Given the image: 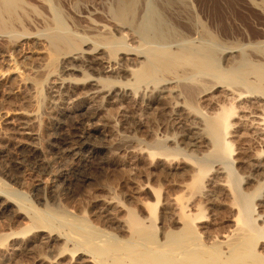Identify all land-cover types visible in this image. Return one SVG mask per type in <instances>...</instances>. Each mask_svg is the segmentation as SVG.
I'll return each instance as SVG.
<instances>
[{"label":"rangeland","instance_id":"obj_1","mask_svg":"<svg viewBox=\"0 0 264 264\" xmlns=\"http://www.w3.org/2000/svg\"><path fill=\"white\" fill-rule=\"evenodd\" d=\"M198 1L197 0L192 1L191 4H189L188 2H186L188 4L182 3L181 5L183 6L184 4L185 10L181 5L173 9L175 10V12L173 10L172 11L170 10L169 14H165V16L167 15L171 16V17L168 16L167 18L165 17L166 20L168 19V21L163 20L165 19L163 18L164 15L159 16L161 19L157 17L158 15L152 16L150 14L151 13L150 9L152 10V8L148 6L149 1L147 3L144 2L145 6L143 4L142 8H140L141 10L143 9L142 12L141 10H139L140 13L137 10L136 12L137 14H135L134 12V14L137 15L136 17H138V21L140 22L136 21L137 18L135 16L134 17L136 19L133 16H131L134 15L132 14V12L136 11L135 8L133 9V7L127 3L126 4L127 7L129 6L128 7L129 9H131L130 7H132L133 11L132 9L128 10L126 5L124 6L125 4L124 2H121L122 6H119L120 4L118 3H120V0H44L40 2L41 5L43 4L42 7L44 11L42 12V8H41V12L44 13V15L47 16L48 19L49 18L50 20L54 19V21L56 20L57 22H59L63 26V28L66 29L67 32L69 33L71 32L70 34L73 33L72 35H74L77 39H80L82 41L83 40L85 41V39L87 41L88 40L91 41V42L85 41L87 43H92V41L93 42L97 41V43L99 42L101 44L104 43V41H107L108 39L112 40L113 38L115 39L120 37L118 33L111 31L112 29L111 26L115 27L116 24L120 23L121 25H123L125 23L126 24V25L124 24L125 27L124 25L121 26L120 24L119 26L118 25L117 26L118 28H121L123 32L127 26L129 30L125 29V31L127 30L126 31L127 35H129V37L132 39L131 44L134 46H136L137 44L140 45L141 42H144L145 45H147L146 43L149 44L150 42L148 41V38L150 39V37L152 36L151 42L155 44L154 46H152V43H150V45L147 46L148 47L152 46L155 48L161 45V48L159 47V49L161 50L163 48L162 49L163 52L166 53L168 51L170 53V50L171 52L175 51L176 48H178V51L177 50L176 51L180 52V50H185L184 48L188 47L186 45H189L188 49L186 48L187 51L189 50L190 47L191 48L199 47V50L201 51L198 52V48L197 50L194 48L192 51L194 54L191 55L190 54L191 51H190L188 54L190 58L188 55L187 56L190 60H192V56H195V54L198 53L197 57L196 56L194 57L197 58L195 60H198L200 58L199 53L201 52L200 55L201 54L204 55L205 58L201 55L200 60H203V62L206 61L204 62L206 64H204L203 66L204 69L206 70H203V67L200 70H198V68L196 69V67H193L188 63H186V65L180 66L181 69L180 68L178 69V67L176 68V70H178L179 72L177 71L174 72L175 70L172 69L174 76H171L173 75L171 70L163 69L164 71L163 70H160L161 72L158 71V75H159L157 76L158 79L156 77L155 81L152 79V82L150 79V82L148 81V83L146 84L155 85V84H160L162 81V83H165L169 86L172 85L175 86V89H177L179 93L182 91L180 93L182 94L180 95L181 97L180 96H179L180 98L177 97L179 101L186 100L185 102H188L189 104L194 103L196 107L197 108L199 107V110L204 112L206 115H210L213 113V111H216V108H214L215 106L212 105L211 103L213 99L215 100L218 98L217 102H219L220 105L221 104L227 105L229 103H232L233 101V106L236 107L234 109L237 111L236 114L234 112L235 115L234 117H232L233 120H231V122L234 123L235 125L231 124L232 126L230 127L229 130L230 133L228 134L229 136H227L229 138V139L227 138V140L228 141L230 140L229 143H231L230 144L231 147L233 146L232 147L233 150L231 148L232 152L231 155H229V157H227L228 155H226L225 157V155H221L219 152H217L216 154L212 153L214 152L213 149L211 148V146H209V143L208 145H206L205 144L206 142H203L204 144L203 143L200 144L199 145L200 147L199 146L197 148L194 147L195 149L193 148L192 150H190L192 147H190L189 145L188 146L186 145L187 146L186 148L184 145L187 139L186 136L187 133L188 136H191V134L194 136V134L190 133L188 130V127H191L189 126V124L196 125L198 123L197 121L199 120L198 118L191 119V117L187 118L186 116H180V115L176 116V113L170 110L171 108H169L170 111H168L167 102L170 101L171 99L167 97H166L167 99L152 98V99L138 100L135 103L129 102L128 100H127L128 102L124 101V102H120L119 104L106 103L105 105H102V107H98V105H96L95 107V105L92 106L91 104L86 105L85 101L78 99L73 103V105L80 106L79 112H81L80 113L81 117L90 114L92 118L90 117L89 123H92L91 124L92 126L99 128V130H101L102 133H92L90 136H87L85 139L80 140L78 143L79 145L76 144L75 146L72 145L68 146V144H65L60 141L58 143L57 136L61 131L60 129L57 130L56 123L58 121L65 123L66 120L67 122L69 120L65 116L67 115L68 111L65 112L63 109H60L61 107L54 108V106H52L51 102H53V97L50 94L49 90L47 89L46 82L49 80L50 75L59 74L58 71L60 68L57 63V60H54L53 56H50L48 54L47 51L48 49L46 50L45 47L46 44L43 41H39L33 38L23 39L22 40L23 42L20 41V43L15 44L16 46H14V45H9L6 42L7 40H4L5 38L0 36V53H1L0 54V115L4 112H9L10 115L12 114L11 117L13 120L20 119V118L17 119V117L13 115L14 114L13 111L15 110H21L24 112L31 111L30 113L32 115V118L30 119L28 125V129L31 132V135L17 134L13 132L14 131L13 129H10L12 128V125L2 126L0 124V204H2V202L4 203L5 200H8L5 202L6 208L2 211L3 213L0 212V264H90V263L115 264L114 261H116V258L113 256H109L111 257V259L109 257H107L108 259H106V256L105 257L102 256L103 254L100 255L97 254L98 256L96 255V253H98V250L104 249L107 246H109L110 249L113 248L110 247V244L114 247L116 246L115 248L112 249L113 251L115 252L119 251V253L121 254L118 255L119 257L118 260H120L121 262L120 261L117 262H119L120 264L121 263L130 264L131 262L130 258L132 256L138 255V252L140 255L141 251L140 250L138 251V249L135 248L136 246L135 247L133 246L135 245L134 242H133L134 244L131 243V241H133L132 240L133 232H131V230L129 231V229H128L129 232H126L127 230H124L121 224L127 219L126 215L129 213V211L130 212L132 211V213L135 214V216L138 215L137 217L139 222L141 223L142 221L143 226L141 224L140 225L142 226L143 229V230L141 229V231H143L144 234V230H145L144 228L146 227V229H148L149 225L151 226V224H149L150 222L147 219L148 218L146 212L147 209H145L146 204L143 203H153L155 196H157V194H159L158 196L165 197L167 199L180 197V199L182 198L181 201L185 200L184 202H186V209H188L187 211L190 212L189 214L193 216L192 223L193 222L194 223L190 225V228H192V230H194L197 234L198 233L200 234L205 231L209 234L210 232L209 234L211 236L210 241H212L213 239L212 242H216L217 239H221L220 238L221 235L225 233L227 234L228 231H230V229H233V225L232 222L230 223V219L234 216L236 210L239 207L235 206L236 210L232 208L231 209L228 208L230 206L229 205L231 201L230 198L233 195L235 196V194L240 193L241 191L248 192L249 190H251L253 188L252 186H254L255 182L258 179H259L258 181L264 182V170L261 167L259 168V166H257L253 160L256 153H258V151L264 150V141H261L262 137L261 136L259 137V135L255 133L253 129L248 127V125L246 124L248 123L247 121L248 119L244 121L237 120L238 115L241 113L239 111L240 109L238 108V106L239 105L243 106L242 105L243 103L238 104V102L231 100L228 97H227L228 100L223 99L226 97L222 95L223 91L221 90H223V88L224 89L227 88V90L232 89L231 91L241 90L244 92L246 91L249 92L250 86L253 87V90H255V88L259 86L258 84H260L259 87L261 88L256 89L257 94H260L261 97L264 98V91L262 89L264 88V85H262L264 84V79H262L263 83L260 81L261 75L264 72L263 71L264 70L263 69L264 68L263 65L264 64V0H228V1L217 0L216 8L213 7L214 6L213 3L209 5L210 2H212L213 0L212 1L198 0ZM196 3L197 5H195ZM225 3L228 4V6ZM217 4L220 5L218 6ZM185 5H190V8H188L189 6H187L188 9L187 12ZM193 6H196L193 8L194 10H196V13L193 9H191ZM117 7L118 10L119 7L121 9L122 8L124 9L123 11H120L121 9L117 11L116 10ZM125 7L127 10L126 13H124V11H126ZM177 8L179 9L177 10ZM114 9L116 12H119L118 14L121 16H118L117 13H115ZM146 10H148L147 13ZM128 11L130 12L132 11L131 15L130 12ZM182 11L184 12L182 13ZM193 11L196 15L193 13ZM213 11L216 12L213 13ZM122 12L125 15L121 14ZM200 12L202 13L199 14ZM127 13H129V15ZM177 13L179 14L178 17L176 16ZM190 13L195 15L196 17L199 15L198 16L199 19H195L196 17L191 15ZM209 13L211 17H209ZM140 14H142L141 17ZM171 14L173 15V17ZM183 14H187V16L186 15L184 16ZM188 14L189 16L192 17H189ZM213 14L218 16L217 17L218 20L217 19L215 20L216 16H213ZM174 16L176 17L174 18ZM182 16H184V19ZM59 17H61L62 19ZM148 17L150 18L149 22H147L149 20ZM151 17H153V19ZM155 17H157V19ZM186 17H189L190 19L189 18L185 19ZM171 18H173V20L175 19L174 23L172 22ZM208 18L209 21L207 20ZM131 19L133 23L131 22ZM153 20H155V24L153 23L154 22ZM185 20H190V22L189 21L184 22ZM211 20L213 21L211 22ZM142 21H146L144 22L146 24H144ZM151 21L153 24L149 25ZM175 21L176 23H178L177 25ZM178 21L180 22L182 21L183 24L182 22L180 23ZM135 22L137 24L142 22L143 25L142 24L137 25ZM193 22L194 24L195 23L197 24L194 25ZM208 22L211 24H209ZM181 24L182 26H179ZM184 24L186 26H184ZM25 25L27 26V24ZM139 25H142L143 28H145L146 26H150L149 27L150 29L147 27L143 29L141 27L139 31L138 30V27H140ZM173 25H175L176 28ZM28 26H29V30L33 32L34 31L32 29L33 27L32 26L30 27V25ZM135 26L138 27L135 28ZM161 26L163 28L167 26L166 30L165 28L164 30L168 34L165 33L164 30H160L163 29L161 28ZM177 26L179 30L177 29ZM194 26H196L197 28L199 27L200 32L199 29L197 30L194 29L195 28ZM152 27H154V31ZM185 27H188V30L187 28L185 29ZM189 29H191V32L192 31L195 32L191 33ZM141 30L143 31V33H141ZM149 30H152L153 32L158 30V32L157 33L155 32L156 33L155 34ZM129 31L130 33L131 32L133 33V36H131L132 33L131 34L128 33ZM176 31H178V33ZM108 32L110 33L108 34ZM161 32L164 34V36L166 34L167 39L164 38L166 41H164L163 38L162 39L160 38L161 40H163L164 43L158 39L161 36L159 35ZM183 32L184 34H182ZM195 33L198 35L196 36ZM147 34L150 35L146 36ZM157 35L159 37H157ZM154 36L156 37V39ZM164 36L162 35L161 37ZM213 36H216L217 38H213ZM134 37L135 39H133ZM182 38L184 39L182 40ZM157 39L162 43L156 41ZM172 39L174 41V44ZM215 39L216 40L218 39L217 41L219 42H216ZM183 41L184 43H182ZM200 41L201 42L203 41V43H201ZM210 41L213 44L212 43L210 44ZM128 42H130V40ZM187 42H189V44H187ZM156 43L159 45H157ZM180 43L183 45H181ZM191 43L192 44L194 43V46L193 45L190 46ZM216 44L218 48H216ZM142 45L143 44H141V46ZM166 49H168V51ZM202 49L203 50L205 49L207 51L202 52ZM215 49L216 50L218 49V51H215ZM39 52L45 53L46 57L43 60V64L45 62V66L40 67V69H36L35 72L34 71L29 72L23 69V63L25 64L26 60L24 61L21 55L24 54L28 58H30V60H32L36 56L40 57L38 55ZM206 52H208L209 54H207ZM225 54L227 56H230V59L228 61H226L227 56ZM206 57L208 59H206ZM43 58L44 57H42V59ZM233 59H235L236 61ZM210 61L212 62V64H210L211 63ZM238 61L241 62L239 63ZM249 61H251L250 62L251 65L249 64ZM27 62H29V59L27 60ZM260 62L262 63V65L260 64ZM252 63L253 65L256 64L257 67L256 65L253 66ZM209 64L213 65L211 67H213L214 69L215 68L217 69L215 71H212L214 69L209 67L210 66ZM240 64L242 66H240ZM249 65L250 68L252 69L249 68ZM262 66H263L262 68L263 70L261 69ZM242 67L244 70L242 69ZM254 67L256 69H254ZM257 68H260L259 70H262L263 72L260 74H255V73H259L257 72L259 71L257 70ZM188 69L189 71H187ZM194 69H196L197 71ZM240 69L243 70L244 72L241 71ZM245 69L247 70L245 71ZM248 69L251 71H249ZM201 70H203V72ZM208 70H211L212 73L209 72ZM253 70L254 71L257 70V71L254 72ZM50 71L51 73H49ZM219 71L222 72L220 74V77H215L216 75L214 72L219 73ZM131 72L134 73L135 70ZM131 72L130 74L125 73L118 78L113 77L115 76L114 74H112L113 76L109 74L111 76L108 77L109 75L107 73L105 74L101 73V75L102 74L104 75L101 76L99 74V77H101L103 80L105 79V81L110 78L109 82L110 81L112 82V78L113 80L115 79L116 81L119 80V82H122V84L126 83L125 85L129 86L130 90L133 89L135 91L136 89V91L138 92V89L139 88L141 89V87L145 83L143 82L139 83L138 79L140 77L139 78L137 77L138 74L135 72L136 75L131 76L132 75ZM85 73L88 76V74H90L91 71ZM176 73H180V74H176ZM241 73L243 74V76ZM212 74L215 76H212ZM251 74H253V76H249ZM181 75L182 76L185 75L186 78L185 76L182 77ZM257 75H260L259 76L260 78L257 77ZM90 77H97V75L96 73L92 72L90 74ZM132 77L135 78L133 79ZM255 77L257 78L254 79ZM70 78L72 81L76 83V85H74L75 87L74 89L76 93H80L84 88L85 82L83 80H85L86 77H83L81 73H74L73 75H70L69 79ZM78 78L80 81H78ZM156 79L157 80L160 79V83ZM164 79L167 81L165 82ZM202 80L205 81L203 82ZM244 80H246V82ZM249 80L252 83H250ZM198 82H200L202 86ZM254 82H256L257 85H255L256 83ZM247 83H249V85H246ZM135 86L136 88L134 89ZM205 88L206 90H204ZM262 92L263 94H261ZM247 93L246 95L249 96V93L248 94ZM212 95H214L213 98ZM81 105H85V106L81 107ZM69 106L70 105H68V107ZM97 107L99 108V110H96L98 109ZM106 121H109L110 123ZM177 121L178 122L180 121L179 123L181 125H178L179 123ZM18 122L19 120L16 121L14 124ZM239 122L241 123L239 124ZM181 132H183V134ZM153 136L155 137V139ZM109 139L110 142L108 141ZM30 148H34L33 151L35 153L34 152L33 153L37 158L35 159V162L37 161L38 167L34 164V160H29L27 157L26 159L24 158L26 152ZM145 151L148 154L150 153V155L146 153L147 154L146 156ZM171 153L174 156L171 155ZM16 156L20 158L21 161L22 160L23 161H22V165L16 164V166H14L13 169L14 175L12 176L13 179L12 180L10 179L11 177H9V175H6L8 174L9 171L6 169L10 167L9 160H11L13 157ZM166 156L169 157L167 158ZM196 156L201 158H197ZM150 157L154 163L151 161ZM99 162H102L100 166H98ZM224 164H227L229 167ZM198 169L200 170V173L202 172L201 186L203 191L202 189H200L201 192L195 191L193 187L189 185L191 182L190 175H192V172L195 173L196 171H198ZM214 169L215 170L218 169V171L215 173ZM229 173H230V177L227 176L229 175ZM224 178L226 179V181ZM219 180L220 182H224L225 184L220 183L223 184V186L218 184ZM252 180L254 181L256 180V181L254 182ZM214 182L216 183L218 182V183L215 184ZM228 185L230 186V188ZM262 186L260 189L261 192L259 191L256 194V197L254 196V199H251V203L249 204V213H247V216L249 215V221L251 220L252 222L255 221L254 225L258 226V228L257 229L255 228L256 230H254L253 232H249L248 235L244 236L242 234V236L244 237L238 235L241 234L238 233L237 238L238 236H240L238 239H236V235L233 236L234 241L237 240V242L235 243L231 242V243L233 245H240V246L239 248L235 249L237 250V252L235 251L233 254L231 251L227 256L229 257V255H235L236 258L235 256L234 258L236 259L235 261L236 264H264V201H263L264 185ZM230 189L232 191L231 193H230ZM193 190L195 191V193ZM204 191L205 193H207L205 194L206 196L209 193L210 194L206 197L203 194ZM229 193L231 195H229ZM199 194L202 196H200ZM182 196H184V198ZM106 198H111L114 201V203L116 202V205H118L119 203V207H115V208L112 207L113 209L112 208L109 209L111 210V212L105 211V213H102L101 212L102 205L100 203L101 202L100 200ZM191 203L194 206L193 208L191 206ZM198 205L200 206L199 207L200 210L198 208ZM240 207L242 208L244 207L243 203H240ZM157 209L159 210L158 206ZM17 210L18 212L21 213L18 214L16 212ZM156 213L157 216L156 218H154L155 222L154 221L152 222V224L154 223L153 225L155 226V228L153 225H152L153 227L151 228L149 227L150 230L152 229V231L153 230L154 231L153 232L151 231L149 233L154 234L155 239L158 241L161 240L159 235L160 228L161 229L164 228V230L166 229L169 231L170 230L177 231L182 226H184L181 225L183 224L181 221L173 224L174 222H172L173 220H171L172 217L169 216L170 212H165L166 217L163 216L164 213L161 214L159 211ZM160 215H162L164 218H162V216ZM36 216L44 218L43 222L34 223L35 222L34 219ZM197 218L199 220H197ZM31 222H33L34 225ZM36 225L38 227H36ZM42 225H44L45 227ZM183 228H189V226L188 227L184 226ZM87 233L90 235H88ZM101 233H103L104 235ZM128 233L131 235H129ZM251 233H253V235ZM12 234H16V235L13 236ZM89 236H93V237H89ZM96 236L99 238H97ZM109 236L112 238H110ZM115 236L116 238H114ZM131 236L132 239H130ZM101 239L103 240L101 241ZM126 239L128 240L130 239L129 240L130 242H128V240ZM110 240L112 241V243ZM232 240L230 239V241ZM87 242L90 243L88 244ZM95 246L96 247L98 246L97 247L98 249L97 248L95 249ZM118 247L119 250H117ZM130 248L131 250H136V251L135 252L131 251L128 253ZM72 249L76 251H73ZM95 250H97V252H95ZM208 250L209 252L212 251L213 253L212 249H208ZM99 253H101V250L99 251ZM210 254L211 253H208V255ZM99 256L100 257L102 256V258H100ZM103 258H105V260ZM234 258L233 256H230L228 259L232 261L234 260ZM229 263L230 262L228 260L226 264Z\"/></svg>","mask_w":264,"mask_h":264},{"label":"bare ground","instance_id":"obj_2","mask_svg":"<svg viewBox=\"0 0 264 264\" xmlns=\"http://www.w3.org/2000/svg\"><path fill=\"white\" fill-rule=\"evenodd\" d=\"M40 1H44V0H0V36L4 37L5 39L4 40H7L6 42L9 44V45H14L16 46L15 44H18L20 43V41H22L23 39H36V40H39V41H43L45 44H46V50L48 51V54L50 56H53V59L54 60H57V63L59 65V71H58V75H50V78L49 80L46 82L47 83V89L49 90L50 94L52 95L53 97V102L52 103V106L55 107H61L60 109H63L65 112H67V115H65L67 118H68V122L66 120V122H61V121H58L56 123L57 125V130L60 129V132L59 135L57 136V139H58V143L59 141L60 142H63L65 144H68L69 145H72V146H75L76 144L79 143L80 140L82 139H85L87 136H90L92 133H102L101 130H99V128H96L95 126H92L91 124L92 123H89V119H90V114L88 115H84L81 117V112H79V107L80 106H74L73 103L78 100V99H81L82 101H85L86 105L87 104H91L92 106L95 105H98V107H102V105H105L106 103H120V102H124V101H129V102H132V103H135L137 102L138 100H145V99H155V98H158V99H161V98H170L171 100L167 102V106H168V111H172L174 113H176V116L177 115H180V116H186L187 118L191 117V119L193 118H198L199 121H197L198 123H194L196 125H190L191 127H188V130L190 133H193L194 136L191 134V136H188V133H187V139H186V142H185V147L187 148V146L189 145L190 147H192L190 150H192L194 147L197 148L200 144H202L203 142H206L205 144L208 145L209 143V146H211V148L213 149L214 154H216L217 152H219L221 155H228L227 157H229V155H231V152L233 150V146L231 147V143L230 140L228 141L227 140V136H229L228 134L230 133V127L232 126L231 124H234L231 122V120H233L232 117H234V115L236 114V111L233 106V101L232 103H229L227 105H220L219 102H217L218 98L217 99H211V103L212 105H214L216 108V111H213L212 114L210 115H206L204 112L200 111L199 110V107L197 108L196 105L194 106L193 104H189L188 102H185V101H179L177 97H179L180 94L179 91L177 89H175V86H169L165 83H160V79H158L157 76L158 75V71L160 70H171V72L173 73L172 69H174L175 71L174 72H179L178 70H176V68L178 67V69L180 68L181 69V65H186V63H188L189 65L193 66V67H196V69L198 68V70H200L204 64V61L203 60H200L201 59V55L199 53V59L200 61L198 60H195L197 58H194L195 56L197 57L198 53L195 54V56H192V60H190V56L188 55L189 52L191 51V55L194 54L192 51L195 47L193 48H189V50L187 51L189 45H186L188 47H185L184 49L186 50H180V52H177L178 51V48L175 49V51H172L170 50V53L168 51V49H166L168 52H163V48L160 50L159 47L161 48V45L158 47L157 45H159L160 43L159 42H163V40H161L162 38H166V34L164 36V34L161 32L159 35H163L164 37H159L157 35V37H159L158 39L161 40L159 41L158 39L156 41H159L156 46L158 47H152L154 46L155 43H152L151 42V37L150 39L148 37V41L150 43H152V46L148 47L150 45V43H146L147 45H145L144 42H141V44H143L141 46L140 42L139 44L140 45H132L131 44V38L129 37V35H127V30H129L126 26L125 29H127L125 31L124 29V32L121 28H118L119 24H116V28L114 26H111L112 29L111 31H114L116 33L119 34L120 37L118 38H113L112 40L111 39H108L107 41H104V43H97L96 42H93L92 43H87L88 41L85 39V42L84 40H80V39H77L74 35L70 34L69 32L66 31V29L63 28V26L57 22L56 20L54 21V19H51L50 18L48 19L47 16L44 15V12L43 11V4L41 5V2ZM149 1V2H148ZM192 1H195V0H120V4L119 6H122L121 2H124V6L128 3L129 5H131L133 7V9L135 8L136 11H133L132 7H130L132 9V14H137V10L138 12L140 13L139 10H141L140 8H142V5L145 3H149V7L152 8V10L150 8V14L152 16L154 15H158L157 17L159 16H162L164 15L163 18H167L168 16L171 17L170 15H167L165 16V14H169L170 13V10L172 11L173 9H175L177 6L179 7V5H181L182 3H185V4H191ZM198 1V0H197ZM204 1V0H203ZM209 1H212V0H209ZM228 1V0H227ZM188 2V3H186ZM199 2V1H198ZM216 2L217 0H213L212 2H210L209 5H211V3H213V7L216 8ZM44 3V2H43ZM195 3V2H193ZM208 3V2H207ZM56 4V3H55ZM59 4V3H58ZM201 4V2H200ZM226 4V3H225ZM64 5V4H63ZM117 5V4H116ZM115 5V6H116ZM197 5V3L195 4ZM218 6L220 4H217ZM228 6V4H226ZM225 5V6H226ZM141 6V7H140ZM145 6V4H144ZM182 6V5H181ZM180 6V7H181ZM186 6V12L188 11L187 9V6H189L188 8H190V5H185ZM192 6V5H191ZM203 6V5H202ZM207 6V4H206ZM217 6V7H218ZM230 6V5H229ZM127 7V5H126ZM126 7H125V10H126ZM129 7V6H128ZM127 7V8H128ZM183 9H184V4H183ZM194 7L196 6H193L191 9H193ZM224 7V6H223ZM41 8H42V12H41ZM55 8V7H54ZM59 8V7H58ZM201 8V6H200ZM205 8V7H204ZM208 8V7H207ZM227 8V7H226ZM229 8V7H228ZM113 9V8H112ZM121 8L119 7V10ZM124 8H122L120 11H123ZM128 8V10H131ZM144 9H147V8H144ZM179 8H177L178 10ZM181 9V10H183ZM199 9V7H198ZM60 10V9H59ZM117 11L118 10V7L116 8ZM143 10V9H142ZM141 10V12H142ZM176 10V12H177ZM185 10V9H184ZM194 10V9H193ZM201 10V9H200ZM199 10V11H200ZM204 10V9H202ZM215 10V9H214ZM63 11V10H62ZM115 11V9H114ZM175 12V10H173ZM190 11V10H189ZM195 13H196V10H194ZM193 11V13H194ZM207 11V10H206ZM210 11V10H209ZM208 11V12H209ZM222 11V10H221ZM126 11H124V13H126ZM130 12V11H128ZM131 12H130V15H131ZM148 12V10H146V13ZM181 12V11H180ZM184 11H182L183 13ZM204 12V11H203ZM212 12V11H211ZM216 12V11H213V13ZM64 13V12H63ZM118 16H121L119 15L118 13L119 12H116ZM123 12L121 14H124ZM145 13V14H146ZM172 13V12H171ZM192 13V12H191ZM190 13V14H191ZM194 13V14H195ZM198 13V11H197ZM202 12H200L199 14H201ZM205 13V12H204ZM203 13V14H204ZM207 13V12H206ZM218 13V12H217ZM129 15V13H127ZM131 15V16H137V15ZM144 14V16H145ZM174 14V13H173ZM208 14V13H207ZM212 14V13H211ZM225 14V13H224ZM57 15V14H56ZM125 15V14H124ZM142 14H140V17H141ZM172 15V14H171ZM178 13L176 14V16L178 17ZM181 15V13H180ZM184 16L187 14H183ZM193 15V14H191ZM196 15V14H195ZM193 15V16H195ZM218 15V14H217ZM116 16V15H115ZM123 16V15H122ZM174 16V18L176 17ZM184 16L183 19H184ZM189 16V14H188ZM199 16V15H198ZM197 16V17H198ZM213 16H216L213 14ZM117 17V16H116ZM115 17V18H116ZM127 17V16H126ZM132 17V18H133ZM134 17V18H135ZM139 17V18H140ZM150 17V15H149ZM148 17V18H149ZM157 17H155L157 19ZM173 17V15H172ZM189 17H192V16H189ZM189 17H186L185 19L189 18ZM196 17V16H195ZM195 18V19H199L198 18ZM206 17V16H204ZM208 17V16H207ZM209 17L210 16V13H209ZM218 16H216L215 20L217 19ZM61 18V17H59ZM75 18V17H74ZM121 18V17H120ZM128 18V17H127ZM138 21V17H136ZM135 18V19H136ZM145 18V17H144ZM147 18V17H146ZM153 19V17H151ZM160 18V17H159ZM163 19V20H166ZM181 18V17H179ZM62 19V18H61ZM161 19V18H160ZM172 19V22L174 23V20L173 18ZM170 19V20H171ZM178 19V18H177ZM176 19V20H177ZM190 19V18H189ZM192 19V18H191ZM211 19V18H210ZM148 20V19H147ZM181 20V19H180ZM209 21V18L207 19ZM218 20V19H217ZM150 21V18L147 22ZM154 24H155V20H153ZM158 21V20H157ZM168 21V19L166 20ZM165 21V22H166ZM186 21H189L190 20H185L184 22ZM213 20H211L212 22ZM130 22V21H129ZM131 22H132V19H131ZM140 22V21H138ZM143 23L146 22V21H142ZM141 23H138V24H142ZM171 22V21H170ZM169 22V23H170ZM180 22V21H178ZM182 22V21H181ZM180 22V23H181ZM195 22V20H194ZM193 22V24H194ZM216 22V21H215ZM65 23V22H63ZM116 23V22H115ZM122 23V22H121ZM133 23V22H132ZM136 23V22H135ZM152 21L150 24H153ZM176 23V21H175ZM179 23V24H180ZM209 23V22H208ZM27 24V26L25 25ZM113 24V23H112ZM111 24V25H112ZM125 24V23H124ZM123 24V25H124ZM131 24V23H130ZM137 24V23H136ZM137 24V25H138ZM146 24V23H144ZM157 24V23H156ZM178 23H176L177 25ZM183 24V22H182ZM179 25V26H182ZM186 24V23H185ZM184 24V26H186ZM188 24V23H187ZM192 24V23H191ZM197 23H195L194 25H196ZM211 24V23H209ZM214 24V23H213ZM30 27L32 26L33 28V32H31L29 30V26ZM114 25V24H113ZM118 25V26H117ZM121 25V24H120ZM121 25V26H123ZM126 25V24H125ZM124 25V27H125ZM143 25V24H142ZM142 25H139L140 27L138 26H135L138 27V30L140 31V28L142 27ZM163 25V24H162ZM168 25V24H167ZM145 26V25H144ZM156 26V25H155ZM164 26V25H163ZM175 26V25H173ZM188 26V25H187ZM192 26V25H191ZM190 26V27H191ZM28 27V28H27ZM134 27V26H133ZM147 28H149L150 26H146ZM145 27V28H146ZM167 27V26H166ZM166 27L165 30H166ZM193 27V26H192ZM195 28L194 29H199V27L197 28L196 26H194ZM201 27V26H200ZM212 27V26H211ZM143 28V27H142ZM143 28V29H145ZM160 28V26H159ZM161 28H163L161 26ZM163 29H160V30H164ZM170 28V27H169ZM176 28V26H175ZM174 28V29H175ZM181 28V27H180ZM187 28L188 30V27H185V29ZM215 28V27H214ZM132 29V28H131ZM142 29V30H143ZM150 29V28H149ZM153 31H154V27H152ZM173 29V30H174ZM177 29H178V26H177ZM182 29V28H181ZM184 29V30H185ZM193 29V28H192ZM141 30V33H143V31ZM159 30V29H158ZM155 31L156 33L158 32ZM164 30L165 33H167L166 31ZM179 30V29H178ZM182 30V31H184ZM186 30V31H187ZM190 32H191V29H189ZM137 31V30H136ZM151 32H153L152 30H149ZM181 31V30H180ZM212 31V29H211ZM218 31V30H217ZM216 31V33H217ZM74 32V31H73ZM78 32V31H77ZM91 32V31H90ZM148 32V31H147ZM153 32V33H155ZM178 33V31H176ZM192 32H195V31H192ZM191 32V33H192ZM198 32V31H197ZM199 32H200V29H199ZM202 32V30H201ZM215 32V31H214ZM89 33V32H88ZM110 32H108L109 34ZM130 33V31L128 32ZM132 33V32H131ZM130 33V34H131ZM145 33V32H144ZM150 33V32H149ZM155 33V34H156ZM180 33V32H179ZM189 33V31H188ZM214 33V34H216ZM154 34V35H155ZM168 34V33H167ZM181 34V33H180ZM184 34V32L182 33ZM196 34V33H195ZM115 35V34H114ZM150 34H147L146 36H148ZM198 34H196L197 36ZM133 36V33L132 35ZM140 36V35H139ZM170 36V35H169ZM195 36V35H194ZM193 36V37H194ZM200 36H203V35H200ZM212 36V35H211ZM101 37V36H100ZM104 37V36H103ZM128 37V38H127ZM155 37V36H154ZM168 37V36H167ZM94 38V37H93ZM96 38V37H95ZM110 38V37H109ZM161 38V39H160ZM195 38V37H194ZM201 38V37H200ZM212 38V37H211ZM213 38H217L216 36H213ZM97 39V38H96ZM135 39V37L133 38ZM156 39V37H155ZM154 39V41H155ZM167 39V38H166ZM170 39V37H169ZM168 39V40H169ZM184 38H182L183 40ZM106 40V38H105ZM130 40V42H128ZM153 40V39H152ZM176 40V39H175ZM194 40V39H193ZM214 40V39H213ZM218 40V39H217ZM215 39L216 42H219ZM25 41V40H24ZM31 41V40H30ZM99 41V40H98ZM144 41H147V40H144ZM164 41H166L164 39ZM171 41V40H170ZM173 41V39H172ZM212 41V40H211ZM210 41V44L212 43ZM23 42V41H22ZM27 42V41H26ZM25 42V43H26ZM36 42V41H35ZM85 42V43H84ZM91 42V41H89ZM102 42V41H101ZM134 42V40H133ZM161 42V43H162ZM179 42V41H178ZM199 42V41H198ZM201 42V41H200ZM6 43V44H7ZM30 43V42H29ZM43 43V44H44ZM164 43V42H163ZM167 43V42H165ZM184 43V41L182 42ZM195 43V42H194ZM194 43L190 44L194 46ZM203 43V41L201 42ZM205 43V42H204ZM35 44V43H34ZM83 44V45H82ZM134 44V43H133ZM136 44V42H135ZM173 44H174V41H173ZM179 44V43H178ZM181 44V43H180ZM187 44H189V42H187ZM206 44V43H205ZM213 44V43H212ZM220 44V43H219ZM85 45V46H84ZM166 45V44H165ZM168 45V44H167ZM170 45V44H169ZM183 45V44H181ZM20 46V45H19ZM23 46V45H22ZM84 46V47H82ZM172 46V45H171ZM198 46V44H197ZM196 46V47H197ZM215 46V44H214ZM219 46V45H218ZM9 47V46H8ZM21 47V46H20ZM163 47V46H162ZM167 47V46H166ZM170 47V46H169ZM182 47V46H181ZM180 47V48H181ZM165 48V47H164ZM183 48V47H182ZM187 48V49H186ZM198 48V52L201 51L199 50V47ZM197 48H195L197 50ZM210 48V47H209ZM212 48V47H211ZM215 48V47H214ZM213 48V50H214ZM216 48L217 47V44H216ZM9 49V48H7ZM23 49V48H21ZM171 49V48H170ZM201 49V47H200ZM228 49V48H227ZM36 50V49H35ZM164 50V51H166ZM173 50V49H172ZM177 50V51H176ZM195 50V51H196ZM210 50V49H209ZM212 50V49H211ZM212 50V51H213ZM11 51V50H10ZM23 51V50H21ZM207 50H203L202 49V52H205ZM210 51V52H212ZM215 51H218V49ZM13 52V51H12ZM25 52V51H24ZM38 52V51H37ZM214 52V51H213ZM232 52V51H231ZM207 54H209L208 52H206ZM227 53V52H226ZM1 54V53H0ZM23 54V53H22ZM8 55V54H7ZM38 55L40 57H35L34 59L30 60V58H28L26 55H21V57H23V60L25 61L26 60V63L24 64L23 63V69L29 71V72H35L36 69H40V67L42 66H45V62L43 64V60L45 59V53L43 52H39ZM189 58H188V56ZM226 55V54H225ZM229 55V54H228ZM231 55V53H230ZM9 56V55H8ZM204 58L205 56L202 55ZM227 56V55H226ZM30 57V56H29ZM42 57H44L42 59ZM210 57V56H209ZM194 58V59H193ZM203 58V59H204ZM234 58V57H233ZM29 59V62H27V60ZM206 59H208L206 57ZM212 59V58H211ZM230 59V56H227L226 57V61H228ZM19 60V59H18ZM213 60V59H212ZM215 60V59H214ZM235 60V59H233ZM251 60V59H250ZM46 61V60H45ZM50 61V60H49ZM48 61V62H49ZM190 61V62H189ZM203 63H202V62ZM231 61V60H230ZM236 61V60H235ZM208 62V60H207ZM211 62V61H210ZM209 62V63H210ZM239 62V61H238ZM241 62V61H240ZM239 62V63H240ZM251 61H249V64H250ZM253 62V61H252ZM259 62V61H258ZM20 63V61H19ZM256 63V62H255ZM22 64V63H21ZM53 64V63H52ZM212 64V62L210 63ZM209 64V65H210ZM226 64V63H225ZM259 64V63H258ZM260 64L262 65V63L260 62ZM47 65V63H46ZM213 65H214V62H213ZM213 65H210L209 67L213 66ZM220 65V64H219ZM245 65V64H244ZM243 65V66H244ZM251 65V64H250ZM250 65H249V68H250ZM253 65V63H252ZM256 65V64H254ZM253 65V66H254ZM260 65V66H261ZM264 65V64H263ZM239 66V65H238ZM240 66H242L240 64ZM21 67V66H20ZM54 67V66H53ZM208 67V68H209ZM216 67V66H215ZM219 67V66H218ZM232 67V66H230ZM236 67V66H235ZM257 67V65H256ZM52 68V67H51ZM184 68V67H183ZM206 68V67H205ZM207 68V69H208ZM212 69H214L213 67H211ZM240 68V67H239ZM263 68V66L261 67V69ZM56 69V68H55ZM137 69V71H136ZM185 69V68H184ZM194 69V70H196ZM217 68H215L214 70L212 71H215ZM232 69V68H231ZM236 69V68H235ZM234 69V70H235ZM243 69V67H242ZM252 69V68H250ZM254 69H256L254 67ZM260 68H257V70H259ZM264 69V68H263ZM262 69V70H263ZM50 70V69H49ZM138 74V80H139V83L140 82H143L145 84H143V86L141 87V89L139 88L138 89V92L136 91V86L134 87L135 91L132 89L130 90L129 86L125 85V84H122V82H119L116 81L115 79L113 80L112 78V82L110 81L109 82V79H107L105 81V79L103 80L101 77H99V74L101 75V73H107L108 75L109 74H114L115 78H118V77H121L123 74H127L131 71H134ZM186 70V69H185ZM183 70V71H185ZM193 70V71H194ZM203 70H206L204 69L203 67ZM203 70H201L203 72ZM222 70V69H221ZM241 70V69H240ZM244 70V69H243ZM241 70V71H243ZM247 69H245L246 71ZM249 70V69H248ZM255 70V71H257ZM262 70H259L257 72L259 73H255V74H260L262 73L263 71ZM42 71V70H41ZM52 71V70H51ZM51 71L49 73H51ZM88 71H91L96 73L97 77H90V74H88V76L86 75L85 72H88ZM130 71V72H129ZM164 71V70H163ZM182 71V70H181ZM180 71V72H181ZM189 71V69L187 70ZM197 71V70H196ZM209 72L212 73L211 70H208ZM251 71V70H249ZM254 71V70H253ZM254 71V72H255ZM53 72V71H52ZM134 72V73H135ZM161 72V71H160ZM207 72V71H205ZM204 72V74H205ZM224 72V71H223ZM230 72V71H229ZM244 72V71H243ZM46 73V72H45ZM74 73H81L83 75V77H86L85 80H83L85 82L84 84V88L83 90L80 92V93H76L75 91V87L74 85H76V83L74 81L71 80V78L69 79L70 75H73ZM131 72V76H135L136 73L134 74ZM163 73V72H162ZM183 73V72H182ZM187 73V72H186ZM192 73V71H191ZM196 73V72H194ZM210 73V74H211ZM215 75L212 74V76H215V77H220V74L222 72L219 71V73L217 72H214ZM34 74V73H33ZM48 74V73H47ZM104 74H102L101 76H103ZM170 74V73H169ZM176 74H180V73H176ZM175 74V76H176ZM189 74V73H188ZM228 74V73H227ZM242 74V73H241ZM264 74V72H263ZM262 74V75H263ZM69 75V77H68ZM93 75V74H92ZM107 75V76H108ZM111 75H109L108 77H110ZM165 75V74H164ZM261 75V79L260 81L263 83L262 79H264V75L262 76ZM127 76V75H126ZM130 76V77H131ZM171 76H174V73L173 75ZM182 76V75H181ZM185 76V75H184ZM182 76V77H184ZM190 76V75H189ZM194 76V75H193ZM202 76V75H201ZM243 76V74H242ZM249 76H253V74L249 75ZM260 75H257V77H259ZM157 77V81L160 83V84H155V85H148L146 83H148V81L150 82V79H151V82H152V79L155 81V78ZM161 77V76H160ZM163 77V76H162ZM169 77V76H168ZM234 77V76H233ZM241 77V76H240ZM246 77V76H245ZM244 77V78H245ZM257 77H255L254 79H256ZM82 78V77H81ZM80 78V79H81ZM133 78V77H132ZM135 78V77H134ZM133 78V79H134ZM171 78V77H170ZM174 78V77H173ZM186 78V76H185ZM195 78V77H194ZM204 78V77H203ZM212 78V77H211ZM210 78V79H211ZM242 78V79H244ZM260 78V77H259ZM258 78V79H259ZM75 79V78H74ZM180 79V78H179ZM247 79V78H246ZM257 79V80H258ZM129 80V79H127ZM138 80H135V81H138ZM165 80V79H164ZM193 80V79H192ZM195 80V79H194ZM208 80V79H207ZM218 80V79H216ZM238 80V79H237ZM241 80V79H240ZM248 80V79H247ZM252 80V79H251ZM78 81L79 78H78ZM82 81V82H83ZM167 80H165L166 82ZM169 81V80H168ZM198 81V80H197ZM200 81V80H199ZM203 82L205 80H202ZM210 81V80H209ZM246 82V80H244ZM259 81V80H258ZM256 81V82H258ZM83 82V83H84ZM129 82V81H127ZM188 82V81H187ZM213 82V81H211ZM215 82V81H214ZM221 82V81H220ZM225 82V81H224ZM241 82V81H240ZM250 83H252L250 80H249ZM254 82V83H256ZM260 82V83H261ZM136 83V82H134ZM168 83V82H167ZM200 84V82H198ZM244 83V82H243ZM253 83V84H254ZM128 84V83H127ZM181 84V83H180ZM184 84V83H183ZM182 84V85H183ZM214 84V83H213ZM229 84V83H228ZM36 85V84H35ZM136 85H139V84H136ZM176 85V84H175ZM201 85V84H200ZM211 85V84H210ZM246 85H249V83H247ZM257 85V83L255 84ZM260 86V84H258ZM264 85V84H262ZM261 85V86H262ZM179 86V85H178ZM186 86V85H185ZM202 86V85H201ZM214 86V85H212ZM257 87L255 88V90H253V87L250 86V89H249V92L246 91H231V90H227V88H223V91L222 95L226 98H223V99H227V97L231 100H234L236 102H238V104H242L243 106L239 105L238 108L240 109L239 112L240 116L238 115V119L239 121H244V120H247L248 123H246L248 125L249 128L253 129L255 133H257L259 135V137L261 136L262 137V140L261 141H264V98L261 97L260 94H257V90L258 88H261V87ZM263 87V86H262ZM138 88V87H137ZM178 88V87H177ZM180 88V87H179ZM197 88V87H196ZM200 88V87H198ZM211 88V87H210ZM209 88V89H210ZM237 88V87H236ZM239 88V87H238ZM252 88V89H251ZM203 89V88H202ZM208 89V88H207ZM230 89V88H229ZM235 89V88H234ZM263 91H264V88H262ZM261 89V90H262ZM36 90V88H35ZM206 90V88L204 89ZM194 92V91H193ZM192 92V93H193ZM249 93V96L246 95V93ZM261 92V91H260ZM40 93V92H39ZM196 93V92H195ZM211 93V91H210ZM247 93V94H248ZM258 93H259V90H258ZM199 94V93H198ZM263 94V92L261 93ZM187 95V93H186ZM185 95V96H186ZM214 95H217V94H214ZM214 95H212V98L214 97ZM220 95V94H219ZM184 96V95H183ZM194 96V95H193ZM191 96V97H193ZM222 96V97H223ZM181 97V96H180ZM179 97V98H180ZM195 97V96H194ZM218 97V96H216ZM248 97V99H247ZM37 98V97H36ZM166 98V99H167ZM177 98V99H175ZM189 98V97H188ZM50 99V98H49ZM193 99V98H192ZM201 99V98H200ZM209 99V98H208ZM204 100V99H203ZM225 100V101H226ZM127 101V102H128ZM155 101V100H154ZM196 101V100H195ZM161 102V101H160ZM227 102V101H226ZM229 102V101H228ZM142 103V101H141ZM210 103V104H211ZM245 103V104H244ZM247 104V105H246ZM68 105H70L68 107ZM134 105V104H133ZM249 105V106H248ZM85 105H81V107H84ZM165 106V105H164ZM97 107V108H98ZM161 107V106H160ZM155 108V107H154ZM169 108H171L169 110ZM237 108V109H238ZM101 109V108H100ZM209 109V108H208ZM96 110H99L96 109ZM212 110V109H211ZM31 112V111H30ZM30 112H24V111H21V110H15L13 111V115H15L18 118L19 122L14 124L16 121L18 120H13L11 115L9 114V112H4L0 115V124L3 126H11L12 125V128L10 129H13L15 133L17 134H20V135H31V132L29 131L28 129V125H29V121L30 119L32 118V115ZM33 112V111H32ZM107 112V111H106ZM158 112V111H157ZM209 112V111H208ZM235 112V114H234ZM152 113V112H151ZM149 114V113H148ZM155 114V113H154ZM195 114V115H194ZM105 116V114H104ZM179 116V117H180ZM155 117V116H154ZM92 118V117H91ZM161 118V117H160ZM232 118V119H231ZM151 119V118H150ZM166 119V118H165ZM150 121V120H149ZM163 121V120H162ZM181 121V120H180ZM179 121V122H180ZM105 122V121H104ZM106 122H109V121H106ZM178 122V121H177ZM178 122V123H179ZM102 123V122H101ZM110 123V122H109ZM163 123V122H162ZM177 123V124H178ZM238 123V122H237ZM236 123V124H237ZM241 122H239L240 124ZM243 123V122H242ZM103 124V123H102ZM176 124V125H177ZM238 124V125H239ZM178 125H181L180 123ZM177 125V126H178ZM235 125V124H234ZM185 127V126H184ZM244 127V126H243ZM55 128V126H54ZM178 128V127H177ZM181 128V127H180ZM184 129V128H183ZM111 130V128H110ZM113 130V129H112ZM186 130V129H185ZM12 131V130H11ZM249 131V130H248ZM186 132V131H185ZM184 132V133H185ZM183 134V132H181ZM242 133V132H241ZM254 133V134H255ZM110 134V132H109ZM105 135V134H104ZM115 135V134H114ZM176 135V134H175ZM109 136V135H108ZM107 136V137H108ZM112 136V135H111ZM158 136V135H157ZM235 136V135H234ZM154 137V136H153ZM176 137V136H175ZM155 139V137H154ZM170 139V138H169ZM182 139V138H181ZM185 139V138H184ZM229 139V138H228ZM112 140V139H111ZM110 142V139L108 140ZM113 141V140H112ZM160 141V140H159ZM165 141V140H164ZM170 141V140H169ZM185 141V140H184ZM157 142V140H156ZM181 142V140H180ZM233 142V140H232ZM105 143V142H104ZM165 144V143H164ZM172 144V143H171ZM184 144V143H183ZM204 144V143H203ZM79 145V144H78ZM187 145V146H186ZM30 146V145H29ZM99 146V145H98ZM34 147V146H33ZM100 147V146H99ZM200 147V146H199ZM208 147V146H207ZM135 148V147H134ZM194 148V149H195ZM232 148V150H231ZM34 148H30L28 149V151L26 152L24 158L26 159V157L29 159V160H34V164L37 166V161L35 162V159H37L34 155V151H33ZM139 149V148H138ZM142 149V148H141ZM140 149V150H141ZM168 149V148H167ZM105 150V148H104ZM178 150V149H177ZM189 150V149H188ZM137 151V150H136ZM139 151V150H138ZM151 151V150H150ZM156 151V150H155ZM164 151V150H163ZM182 151V150H181ZM199 151V150H198ZM212 151V150H211ZM34 152V153H33ZM152 152V151H151ZM154 152V151H153ZM168 152V151H167ZM172 152V151H171ZM135 153V152H134ZM147 152L145 151V154ZM163 153V152H162ZM176 153V152H175ZM188 153H191V152H188ZM148 154V153H147ZM146 154V156H147ZM159 154V153H158ZM164 154V153H163ZM131 155V154H130ZM150 155V153L148 154ZM152 155V154H151ZM171 155H173L171 153ZM170 155V157H171ZM161 156V155H160ZM160 156H157V157H160ZM174 156V155H173ZM176 156V155H175ZM193 156V155H192ZM213 156V155H212ZM253 156V155H252ZM98 157V156H97ZM153 157V156H152ZM167 157V156H166ZM169 157V156H168ZM167 157V158H168ZM197 157V156H196ZM206 157V156H205ZM216 157V155H215ZM219 157V156H218ZM23 158V156H22ZM112 158V157H111ZM154 158V157H153ZM195 158V157H194ZM197 158H201V157H197ZM27 159V160H28ZM106 159V158H105ZM113 159V158H112ZM151 159V157H150ZM156 159V158H155ZM175 159V157H174ZM177 159V158H176ZM196 159V158H195ZM206 159V158H205ZM210 159V158H209ZM227 159V158H226ZM26 160V161H27ZM101 160V159H100ZM99 160V161H100ZM147 160V159H146ZM149 160V159H148ZM167 160V159H166ZM169 160V159H168ZM191 160V159H190ZM189 160V161H190ZM197 160V159H196ZM201 160V159H200ZM236 160V159H235ZM254 162L256 163L257 166H259V168L261 167L263 170H264V150H261V151H258V153H256L255 157H254ZM23 161V160H22ZM22 161L20 158H18L17 156L16 157H13L11 160H9V163H10V167L6 170H9L8 171V174L6 175H9V177H11L10 179H12V176L14 175V166H16V164H21L22 165ZM40 161V160H39ZM92 161V160H91ZM103 161V160H102ZM105 161V160H104ZM152 161V159H151ZM188 161V160H186ZM228 161V160H227ZM231 161V160H230ZM153 162V161H152ZM192 162V161H191ZM229 162V161H228ZM104 163V162H103ZM154 163V162H153ZM170 163V162H169ZM190 163V162H189ZM193 163V162H192ZM198 163V162H197ZM203 163V162H202ZM220 163V162H219ZM230 163V162H229ZM88 164V163H87ZM100 164H102V162H99L98 163V166H100ZM149 164V163H148ZM194 164V163H193ZM248 164V163H247ZM105 165V164H104ZM153 165V164H152ZM222 165V164H221ZM224 165H227V164H224ZM102 166V165H101ZM165 166V165H164ZM206 166V165H205ZM208 166V165H207ZM228 166V165H227ZM226 166V167H227ZM38 167V166H37ZM144 167V166H143ZM218 167V166H217ZM223 167V166H222ZM229 167V166H228ZM256 167V166H255ZM210 168V167H209ZM215 168V167H214ZM220 168V167H219ZM42 169V168H41ZM228 169V168H227ZM123 170V169H121ZM163 170V169H162ZM192 170V169H191ZM215 170V169H214ZM226 170V169H225ZM194 171V170H193ZM206 171V170H205ZM218 171V169L215 170V173ZM231 171V170H230ZM7 172V171H6ZM102 172H103V169H102ZM165 172V171H164ZM192 172V171H191ZM208 172V171H207ZM232 172V171H231ZM230 172V173H231ZM205 173V172H204ZM225 173V172H224ZM230 173L229 175H227L228 177H230ZM4 174V173H3ZM191 174V173H190ZM201 174L202 172L200 173V170L198 169V171H196L195 173L192 172V175L191 176V182L189 185H191L193 187V189L195 191H198V192H201L200 189H202V177H201ZM215 175V174H214ZM75 176V175H74ZM207 176V175H206ZM7 177V176H6ZM15 177V176H14ZM205 177V176H204ZM212 177V176H211ZM215 177V176H214ZM235 177V175H234ZM94 178V177H93ZM208 178V177H207ZM210 178V177H209ZM233 178V177H232ZM9 179V178H8ZM102 179V178H101ZM205 179V178H204ZM211 179V178H210ZM213 179V178H212ZM225 179V178H224ZM13 180V179H12ZM16 180V179H15ZM239 180V179H238ZM259 180V179H258ZM254 181L255 184L254 186H252L253 188L251 190H249L248 192H240L238 194H235V196L233 195L231 198H230V206L228 208H232V209H235V206L239 207L237 210H236V213L234 214V216L230 219V223L232 222V225H233V229H230V231H228V233L226 234H223L220 236L221 239H217L216 242H212L210 241L211 240V236L205 231V232H202V233H196L194 230H192V228H190V225H192V221H193V216H191V214H189L190 212L187 211L188 209H186V202L184 201H181L182 198L180 199V197H176V198H173V199H167L165 197H160L158 196L159 194H157V196H155V199L153 201V203H143V204H146L145 206V209L146 212H147V216H148V220H149V224H151V226L149 225V227H153L154 223L152 224V222L154 221V218H156L157 216V213L156 212H160L161 214H163L164 217L165 216V212H170V215L172 217L171 220H173L172 222H174L173 224L177 223V222H182L183 224L181 225H184V226H189V228H183L184 226H182L180 229H178L177 231H169V230H164V228H160L159 229V235H160V241L156 240L155 239V236L154 234H150L149 232L152 231V229L150 230V228L148 227V229H146V227L144 228L146 231L144 230V234H143V231H141L142 229V221L141 223L139 222L138 220V215L135 216V214L132 213V211L126 215L127 219L121 224L122 225V228L124 230H127L126 232H129L131 230V232H133V239H132V236L130 239H132L133 241H131V243H135V245H133L136 249H138V251L140 250V255H139V252H138V255H135V256H132L130 258V264H226V262H228L229 260V264H236V256L235 255H229L230 256H235L234 260L230 261V259H228L229 257L227 256L231 251L232 253L234 254V252L237 250V248H239L240 245H233L231 242L235 243L237 242V240L234 241V237L236 235V239H238L240 236H238L237 238V234L238 233H241V234H238V235H241L242 234L245 236V235H248L249 232H253L254 230H256L258 228V226H255L254 225V222L249 221V215L247 216V213H249V204L251 203V199H254V196L256 197V194L260 191L261 189V186L264 185L263 183L264 182H260V181ZM263 180V179H262ZM222 181V180H221ZM224 181V180H223ZM226 181V179H225ZM211 182V181H210ZM219 182V183H218ZM217 183L220 184V183H223L225 184L224 182H220V180L218 181ZM253 182V183H254ZM212 183V182H211ZM215 184H217L216 182H214ZM228 183V182H227ZM250 183V182H249ZM185 184V183H184ZM209 184V183H208ZM213 184V183H212ZM223 184H220L223 186ZM209 186V185H208ZM214 186V185H213ZM217 186V185H216ZM229 186V185H228ZM183 187V186H182ZM191 187V188H192ZM211 187V186H210ZM263 187V186H262ZM213 188V187H212ZM224 188V187H223ZM230 188V186H229ZM207 189V188H206ZM158 190V189H157ZM193 190V191H194ZM200 190V191H199ZM205 190V189H204ZM208 190V189H207ZM156 191V190H154ZM194 191V193H195ZM203 191V189H202ZM215 191V190H214ZM240 191V190H239ZM187 192V191H186ZM207 192V191H206ZM231 189H230V193H231ZM261 192V191H260ZM159 193V192H158ZM193 193V192H192ZM203 193V192H202ZM228 193V192H227ZM229 193V195H231ZM154 194V193H153ZM187 194V193H186ZM204 195L207 194L203 193ZM210 194V193H209ZM208 194V195H209ZM217 194V193H216ZM226 194V193H225ZM262 194V193H261ZM155 195V194H154ZM194 195V194H192ZM200 195V194H199ZM207 195V196H208ZM202 196V195H200ZM206 196V195H205ZM206 196V197H207ZM217 196V195H216ZM14 197V196H13ZM112 197V196H111ZM175 197V196H174ZM184 198V196H182ZM204 197V196H203ZM229 197V196H228ZM18 198V197H17ZM113 198V197H112ZM215 198V197H214ZM193 199V198H192ZM228 199V198H227ZM115 200V199H114ZM8 201V200H5V202ZM101 202V212L102 213H105V211H109L111 212V209L112 207H119V203L118 205H116V202L114 203V201L111 199V198H106V199H102L100 200ZM264 201V200H263ZM5 202L2 204H0V212H2L6 206H5ZM141 202V201H140ZM142 203V202H141ZM240 203H243L244 207H240ZM7 204V203H6ZM19 205V204H18ZM195 205V204H194ZM197 205V204H196ZM144 206V205H142ZM157 206L159 207V210L157 209ZM191 206L192 208L194 207L191 203ZM254 206V205H253ZM21 207V206H20ZM123 207V206H122ZM200 206L198 205V208ZM252 207V206H251ZM250 207V208H251ZM255 207V206H254ZM17 208V206H16ZM144 208V207H143ZM197 208V207H196ZM22 209V208H20ZM113 209V208H112ZM157 209V211H156ZM14 210V209H13ZM129 210V209H128ZM132 210V209H131ZM200 210V208H199ZM100 211V210H99ZM98 211V212H99ZM18 214H20L21 212H18V210L16 211ZM15 212V213H16ZM108 212V213H109ZM3 213V212H2ZM16 213V214H17ZM196 213V212H195ZM110 214V213H109ZM194 214V213H193ZM104 215V214H103ZM106 215V214H105ZM159 215V214H158ZM201 215V214H200ZM162 216V215H160ZM162 216V218H164ZM203 216V215H202ZM232 216V215H231ZM109 217V216H108ZM170 217V218H171ZM200 217V216H198ZM123 218V217H122ZM140 218V217H139ZM146 218V217H145ZM168 218V217H167ZM33 219V217H32ZM31 219V220H32ZM43 219L44 218H41L39 216H36L35 219H34V223H40V222H43ZM201 219V218H200ZM251 219V218H250ZM46 220V219H45ZM119 220V219H118ZM156 220V219H155ZM166 220V219H165ZM168 220V219H167ZM197 220H199L197 218ZM106 221V220H105ZM164 221V219H163ZM170 221V220H169ZM47 222V221H46ZM155 222V221H154ZM33 224V222H31ZM48 223V222H47ZM166 223V222H165ZM43 224V223H42ZM117 224V223H116ZM142 226H141V225ZM144 224V223H143ZM164 224V223H163ZM162 224V225H163ZM34 225V224H33ZM40 225V224H39ZM120 225V226H121ZM140 225V226H139ZM153 225V226H152ZM44 226V225H42ZM49 226V224H48ZM175 226V225H174ZM203 226V225H202ZM36 227H38L36 225ZM45 227V226H44ZM51 227V226H50ZM116 227V226H115ZM204 227V226H203ZM27 228V227H26ZM119 228V227H118ZM140 228V229H139ZM155 228V226H154ZM157 228V227H156ZM173 228V227H172ZM256 228V229H255ZM24 229V228H23ZM48 229V228H47ZM129 229V231H128ZM200 229V228H199ZM27 230V229H26ZM30 230V229H29ZM28 230V231H29ZM102 230V229H101ZM120 230V229H119ZM143 230V229H142ZM204 230V228H203ZM25 231V230H24ZM89 231V230H87ZM106 231V230H105ZM154 231V230H153ZM152 231V232H153ZM208 231V230H207ZM22 232V231H21ZM84 232V231H83ZM82 232V233H83ZM103 232V231H102ZM123 232V231H122ZM260 232V230H259ZM17 233V232H16ZM80 233V232H79ZM88 234V233H87ZM85 234V235H87ZM103 234V233H101ZM129 234V233H128ZM217 234V233H216ZM253 235V233H251ZM13 236L16 235V234H12ZM20 235V234H19ZM80 235V234H79ZM84 235V237H85ZM90 235V234H88ZM95 235V234H94ZM99 235V234H98ZM104 235V234H103ZM131 235V234H129ZM215 236V235H214ZM242 236V237H244ZM7 237V236H6ZM10 237V236H9ZM8 237V238H9ZM82 237V236H80ZM89 237H93V236H89ZM97 237V236H96ZM110 237V236H109ZM130 237V236H129ZM3 238V237H2ZM5 238V237H4ZM87 238V236H86ZM99 238V237H97ZM102 238V236H101ZM112 238V237H110ZM109 238V239H110ZM116 238V236L114 237ZM123 238V237H122ZM158 238V237H157ZM218 238V237H217ZM129 239V240H130ZM230 239L232 241H230ZM78 240V239H77ZM95 240V239H94ZM103 239H101L102 241ZM105 240V239H104ZM128 240V239H126ZM128 240V242H130ZM216 240V239H214ZM241 240V239H240ZM97 241V240H96ZM100 241V242H101ZM106 241V240H105ZM108 241V240H107ZM111 241V240H110ZM242 241V240H241ZM84 242V241H83ZM93 242V241H92ZM121 242V241H120ZM85 243V242H84ZM88 244L90 242H87ZM94 243V242H93ZM99 243V242H98ZM102 243V242H101ZM107 243V242H105ZM112 243V241H111ZM125 243V241H124ZM133 243V244H134ZM232 244V245H231ZM237 244V243H236ZM242 244V243H241ZM38 245V244H37ZM100 245V244H99ZM116 245V244H115ZM132 245V244H130ZM102 246V245H101ZM107 246V244H106ZM127 246V245H126ZM129 246V245H128ZM132 246V247H133ZM34 247V246H33ZM46 247V246H45ZM81 247V245H80ZM83 247V246H82ZM90 247V246H89ZM93 247V246H92ZM98 247V246H97ZM95 246V249L97 248ZM104 247V246H103ZM110 247H113L115 248L114 246H112L110 244ZM131 247V248H132ZM246 247V246H245ZM40 248V247H39ZM52 248V247H51ZM55 248H58V247H55ZM63 248V247H62ZM75 248V247H74ZM91 248V247H90ZM113 248H109V246H107L106 248L104 249H100L101 250V253H99L100 250H98V253L97 254H103L102 256H106V259H108L107 257L109 256H113L116 258V263H119L117 261H120L118 260V255L120 254L119 251L115 252L113 251L112 249ZM130 250L128 251L131 252V251H136V250ZM64 249V248H63ZM98 249V248H97ZM121 249V248H120ZM124 249V248H123ZM133 249V248H132ZM208 249H212L213 250V253L212 251L209 252ZM71 250V248H70ZM73 251H76L74 249H72ZM94 250V248H93ZM92 250V251H93ZM116 250V249H115ZM119 250V247L118 249ZM125 250V249H124ZM127 250V249H126ZM239 250V249H238ZM28 251V250H27ZM37 251H38V248H37ZM58 251V250H57ZM35 252V251H34ZM56 252V251H55ZM72 252V251H71ZM88 252V250H87ZM95 252H97V250H95ZM123 252V251H122ZM133 252V254H134ZM39 253V252H38ZM208 253H211L210 255H208ZM40 254V253H39ZM60 254V253H59ZM125 254V252H124ZM137 254V252H136ZM55 255V254H54ZM95 255V254H94ZM121 255V254H120ZM98 256V255H97ZM102 256L100 258H102ZM124 256V255H123ZM131 256V255H130ZM238 256V255H237ZM54 257V256H53ZM45 258V257H44ZM43 258V259H44ZM99 258V260H100ZM111 259V257H109ZM105 260V258H103ZM94 260V259H93ZM102 260V259H101ZM41 261V260H40ZM43 261V260H42ZM46 261V260H45ZM112 262H113V259H112ZM121 262V261H120ZM46 263V262H45ZM79 263V262H78ZM110 263V262H109ZM127 263V262H126ZM129 263V262H128ZM91 264V263H90ZM95 264V263H93ZM98 264V263H97ZM120 264V263H119ZM122 264V263H121ZM124 264V263H123Z\"/></svg>","mask_w":264,"mask_h":264}]
</instances>
